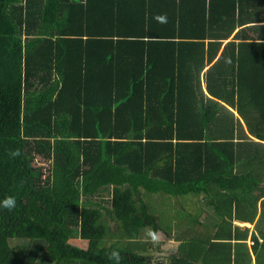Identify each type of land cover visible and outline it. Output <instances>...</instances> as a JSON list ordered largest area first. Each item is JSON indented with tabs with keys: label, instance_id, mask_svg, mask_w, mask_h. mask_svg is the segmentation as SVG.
I'll list each match as a JSON object with an SVG mask.
<instances>
[{
	"label": "trees",
	"instance_id": "trees-1",
	"mask_svg": "<svg viewBox=\"0 0 264 264\" xmlns=\"http://www.w3.org/2000/svg\"><path fill=\"white\" fill-rule=\"evenodd\" d=\"M158 192L200 196L213 231L171 234ZM9 197L0 264H264V0H0ZM147 230L174 238L166 263Z\"/></svg>",
	"mask_w": 264,
	"mask_h": 264
},
{
	"label": "rangeland",
	"instance_id": "rangeland-1",
	"mask_svg": "<svg viewBox=\"0 0 264 264\" xmlns=\"http://www.w3.org/2000/svg\"><path fill=\"white\" fill-rule=\"evenodd\" d=\"M45 161H46L45 159H42L39 155H36L33 164L44 167L47 166V163ZM143 197L145 201H147L150 207L152 208L150 211L159 217L163 228L168 227L169 229L167 230L171 232V234H175L172 232H174L175 230L177 221L184 223V225L188 223L189 218H187V216L189 215L197 216L200 225H196L195 228L201 234H209L211 233V231H213L214 226L212 227L211 224L214 218V214L212 212V209L206 206L205 202L201 200L200 196H193L192 194H186L185 196L177 195L172 197L165 194H160L158 192L156 194L151 193L149 195H144ZM94 199L103 203L105 207L108 208L110 207L109 193L107 192V190L102 191L100 198L97 197ZM199 208L201 209L200 212L198 211ZM179 209L181 211H178ZM176 211H178V213H180L181 216L185 218L177 219ZM197 212L198 214H196ZM103 220L109 225L110 228V235L107 238H105V243L126 244L127 241H125V237H120L121 235L116 232L119 227L118 224H116V221L111 219L108 215H106L105 212H103ZM233 223L241 227L247 226L249 227L250 231L253 230L254 227L253 223L247 224L236 220H234ZM262 224L263 222H259V225ZM256 231L257 233H259L258 230ZM140 237H142L146 241L141 249L142 251L140 252L151 255L155 263L159 261L162 263H166V261L168 260L167 259L168 254L171 253L173 250L172 245L174 238L172 236L166 238L164 232L160 230L157 231L153 240H150V238H148V230L144 231V233H142ZM70 240L73 243L83 242L82 239L78 237H73ZM37 264H51V263L49 261L42 259Z\"/></svg>",
	"mask_w": 264,
	"mask_h": 264
},
{
	"label": "clouds",
	"instance_id": "clouds-1",
	"mask_svg": "<svg viewBox=\"0 0 264 264\" xmlns=\"http://www.w3.org/2000/svg\"><path fill=\"white\" fill-rule=\"evenodd\" d=\"M14 206H15V199L12 197H9L3 201H0V207L5 208L7 210H11Z\"/></svg>",
	"mask_w": 264,
	"mask_h": 264
},
{
	"label": "crops",
	"instance_id": "crops-1",
	"mask_svg": "<svg viewBox=\"0 0 264 264\" xmlns=\"http://www.w3.org/2000/svg\"><path fill=\"white\" fill-rule=\"evenodd\" d=\"M234 111V110H233ZM234 114L235 115H237V113H236V111H234ZM259 210V209H258ZM240 222V221H239ZM244 223H249V222H244ZM71 241V240H70ZM248 241V243H250V241L249 240H247ZM72 242V241H71ZM73 243V242H72ZM74 244H77L78 246H81L82 244H83V242H81V243H74Z\"/></svg>",
	"mask_w": 264,
	"mask_h": 264
}]
</instances>
